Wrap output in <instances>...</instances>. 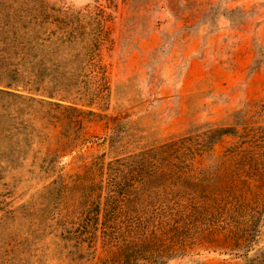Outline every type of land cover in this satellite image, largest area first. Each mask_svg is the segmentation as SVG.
Segmentation results:
<instances>
[{
  "label": "rangeland",
  "instance_id": "374dc122",
  "mask_svg": "<svg viewBox=\"0 0 264 264\" xmlns=\"http://www.w3.org/2000/svg\"><path fill=\"white\" fill-rule=\"evenodd\" d=\"M105 261L264 264V0H0V264Z\"/></svg>",
  "mask_w": 264,
  "mask_h": 264
},
{
  "label": "trees",
  "instance_id": "16d2710c",
  "mask_svg": "<svg viewBox=\"0 0 264 264\" xmlns=\"http://www.w3.org/2000/svg\"><path fill=\"white\" fill-rule=\"evenodd\" d=\"M9 84H13V81L10 82ZM227 132L228 131H225L224 133H222V135L223 134H226ZM176 146H177V144L164 145V146H161L159 149H157L155 151H151V152H153V155H154L153 158H155V157H161V156H163L165 154H168L170 152L179 151L180 148L179 147L176 148ZM113 167H115V165L114 166L112 165L111 166V169H110V177H109L110 180H109V183H108V186H107V189H108L107 201H111V199H113L114 196H115L114 193L116 192V190H118V189L121 188L120 185H118L116 183V180H117L118 176L120 175V170L114 169ZM132 167H133V171L135 173H137V175H140L141 172H144L143 169L145 168V166L143 165L142 159H141L140 162L133 163L132 164ZM144 173H146V172H144ZM146 175H149V176L148 177L147 176H143L144 177L143 179H139V180H135V181H137L138 183H141L142 185L148 184V182L150 181V179L154 178V175L153 174H149V173L146 174ZM103 190H104V186L102 184H96L93 187H91L90 192L91 191L92 192H91V194L88 197L89 200H92V203L91 204H95V203L98 202V205L101 206V203H100V201L102 200L101 199V196H99V195L98 196L97 195L95 196L94 193L97 192V191H100V195H102V191ZM110 208H111V206H110ZM111 227H112V223H110L109 220H106V222L104 223V233L106 234V232L108 230H111ZM112 247H113V245H112ZM117 249H118V254L117 255L121 254V256H122V254L124 252L123 247H119ZM114 259H116V258H114ZM104 263L105 264H111V262H109V261H105ZM114 264H115V262H114Z\"/></svg>",
  "mask_w": 264,
  "mask_h": 264
}]
</instances>
